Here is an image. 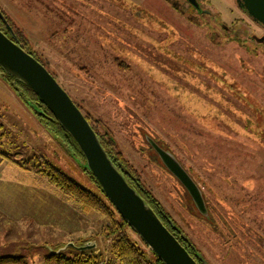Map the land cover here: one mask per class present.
<instances>
[{
  "label": "rangeland",
  "instance_id": "obj_1",
  "mask_svg": "<svg viewBox=\"0 0 264 264\" xmlns=\"http://www.w3.org/2000/svg\"><path fill=\"white\" fill-rule=\"evenodd\" d=\"M179 1L0 0V10L96 130L108 132L203 264H264V40H254L264 28L236 0H202L210 14L194 21ZM0 124V209L11 211L0 213V254L42 264L76 239L104 251L105 218L36 172L46 159L96 192L87 170L1 70ZM154 145L197 185L203 212ZM38 195L45 213L28 218L29 208L41 209Z\"/></svg>",
  "mask_w": 264,
  "mask_h": 264
},
{
  "label": "water",
  "instance_id": "obj_2",
  "mask_svg": "<svg viewBox=\"0 0 264 264\" xmlns=\"http://www.w3.org/2000/svg\"><path fill=\"white\" fill-rule=\"evenodd\" d=\"M187 1L197 8L195 0ZM236 3L264 28V0H236ZM0 17L3 18L1 12ZM3 20L10 29L6 20ZM0 70L28 87L44 104L64 132L73 139L84 158L82 165L98 182L119 216L163 264H199L116 168L96 132L66 90L41 62L1 30ZM154 146L166 168L180 181L197 208L203 212L204 203L197 185L170 154ZM66 246L84 250L96 244L93 241H86L82 245L68 242L60 249Z\"/></svg>",
  "mask_w": 264,
  "mask_h": 264
},
{
  "label": "trees",
  "instance_id": "obj_3",
  "mask_svg": "<svg viewBox=\"0 0 264 264\" xmlns=\"http://www.w3.org/2000/svg\"><path fill=\"white\" fill-rule=\"evenodd\" d=\"M169 1L175 8L182 6V3L179 0ZM183 4H188L187 0H183ZM189 9L191 10L186 11L185 9H180L179 11L183 14L187 13V19L190 21H194V18L197 19L198 14L202 13L193 7H189ZM224 28L228 29L226 26H224ZM236 31L237 29L233 32ZM16 37L18 40L15 42L41 62L32 51L23 45L17 34ZM254 40L258 43H262L264 39L263 36H254ZM240 41L246 43V38L240 39ZM4 76L7 83H9V85L15 90L17 96L38 114L48 131L58 134L66 145L74 150L80 160L84 161V158L73 139L64 132L53 115L48 111L44 104L39 101L38 97L28 87L16 81L13 77L7 74H4ZM75 104L80 109L76 102ZM84 116L96 132L107 155L110 157L116 168L123 174L129 185L132 186L150 205L163 224L186 248L189 254L193 256L199 264H203V259L199 256L191 241L179 229V227L176 226L170 214L163 208L162 204L157 200L154 194L146 188L133 165L130 164L122 153L115 148V142L112 140L111 136H109L108 132L100 133L91 122L89 115L84 114ZM2 153L3 152L0 151V156ZM42 159L39 158L38 160ZM41 162L44 166L36 172L45 177L49 184L56 187L63 195L71 199L83 212L93 210L105 218V222H103L99 228V234L104 240L108 241V245L104 251L96 250L95 247L78 250L71 246H66L64 249H60L61 247L57 246L43 256L42 264H163L155 254L150 253L152 257H149L138 243L130 238L128 235V231H131L130 227L119 216L115 208L101 191L98 182L88 170V176L93 182L97 193L81 186L63 171L50 164L46 159H43ZM84 242H86V240L76 239L73 243L75 245H82ZM0 264H28V262L26 261L25 256L19 253H5L0 254Z\"/></svg>",
  "mask_w": 264,
  "mask_h": 264
},
{
  "label": "flooded vegetation",
  "instance_id": "obj_4",
  "mask_svg": "<svg viewBox=\"0 0 264 264\" xmlns=\"http://www.w3.org/2000/svg\"><path fill=\"white\" fill-rule=\"evenodd\" d=\"M198 4L197 8H195L190 2L187 1V5L190 6V7H193L194 9L200 11V12H203V13H207V14H210L209 11L206 12L205 9H203L201 6H202V0H195ZM0 12L2 13L3 15V18L6 20V22L8 23V25L10 26V29L7 27L5 21L3 20L2 17H0V30L3 31L7 36H9L10 38H13L14 41H17V37H16V33H15V30L13 28V26L9 23V21L7 20V18L5 17L3 11L0 10Z\"/></svg>",
  "mask_w": 264,
  "mask_h": 264
},
{
  "label": "crops",
  "instance_id": "obj_5",
  "mask_svg": "<svg viewBox=\"0 0 264 264\" xmlns=\"http://www.w3.org/2000/svg\"><path fill=\"white\" fill-rule=\"evenodd\" d=\"M0 165H1V164H0ZM0 167H1V166H0ZM1 168H2V167H1ZM1 168H0V169H1ZM34 177L39 178L40 175H38V174H34ZM58 191H59V190H58ZM52 192H53V191H52ZM52 192H51V193H52ZM34 193H35V192H34ZM54 193H55V192H53V194H54ZM36 198H37V197H36ZM50 198H51V197H50ZM37 199H38V203H40L41 209L39 208V209H37V210L35 211L33 207L29 208V210L31 211V213H30V216H28V218H31V219L34 218V217L36 216L35 213H37V212H39V214H40V212H41V213H45V209L43 208V205H42V201H43V200L40 199L39 195H38V198H37ZM33 206H34V204H33ZM0 208H1V207H0ZM1 209H2V208H1ZM1 209H0V213H4V212H5V213L7 214V213H10V212H11L10 210H6V211H5L4 209H3V210H1ZM9 211H10V212H9Z\"/></svg>",
  "mask_w": 264,
  "mask_h": 264
},
{
  "label": "built area",
  "instance_id": "obj_6",
  "mask_svg": "<svg viewBox=\"0 0 264 264\" xmlns=\"http://www.w3.org/2000/svg\"><path fill=\"white\" fill-rule=\"evenodd\" d=\"M0 164H1V156H0Z\"/></svg>",
  "mask_w": 264,
  "mask_h": 264
}]
</instances>
